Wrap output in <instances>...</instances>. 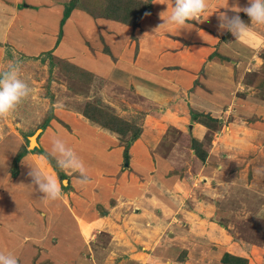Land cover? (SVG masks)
Instances as JSON below:
<instances>
[{
    "label": "rangeland",
    "instance_id": "1",
    "mask_svg": "<svg viewBox=\"0 0 264 264\" xmlns=\"http://www.w3.org/2000/svg\"><path fill=\"white\" fill-rule=\"evenodd\" d=\"M3 1L6 3V0H0L2 4ZM36 1L37 0H34V2ZM233 1L234 0H231V3H233ZM236 1L239 5L240 2L241 5H246L245 2L247 0ZM12 2L14 3V0ZM2 4H0L1 10L5 11V9H10L8 6ZM13 5H15L14 8L18 10L22 7L30 10H36L40 7L38 5L25 3H14ZM152 6V12L147 13L149 15L141 20L145 35V37L143 36L144 53H152L158 45V43H150L151 38L148 36L151 34L153 35L161 32L160 38L163 45L158 50V56H160L168 52L173 53L175 50L174 47H177V44L175 45L173 43L176 42L174 41L176 37L172 35L173 33L180 37L182 35H180L181 32L187 37H191L194 33H197V35L200 36H196L198 38L193 39L196 42L192 39L190 41L187 40V37L181 40H183L184 45H191L192 42L193 44H200V47H196L195 49L202 50L201 52L205 56L207 66L211 69L217 67L219 70L216 73V75L219 76L210 75L211 85L217 89L215 92H220V90L227 92V99L221 104H216L217 111L215 110L213 112V117H217L215 118L216 120L208 118L212 116L211 114L203 113L204 119L211 127L207 128L205 126V131L207 132H205V139L203 140L202 146L205 149L206 156H204L203 160L199 159L201 164L198 161V164H195L196 160L194 162L193 155H188L189 150H184L185 156L183 160L173 155V157L181 159L180 162L183 163L184 169L186 165L190 163L186 176L180 180L182 183H178L180 185L178 188L179 190H175L173 193H164V190L160 186L159 188L152 186V193H148L151 195L150 199L157 198L159 194L164 196L167 205L170 206V208L171 206L173 207V209L170 210L171 217L169 218V222L179 224L181 230L186 234L191 228L196 227V225H202L200 226L202 232L198 238L200 244L206 243L208 239L202 229L203 225L214 222L215 224L212 223V225H209L212 226V228L215 227L214 232L216 233L210 231V237H216V234L225 237L226 235L223 234V232H225L229 239L238 244L229 246L236 247V249L240 247V249H242V255H245L243 257H246L251 264H264V114L260 112L261 109H255V105L264 107V104L259 103L260 100L264 102V72L260 71L259 66V63L260 65L262 63L261 66L264 65V61L262 58L260 59V56L264 53V3L257 5L260 11L258 10V12L252 13L250 17L243 16L241 18L239 14L243 12H233L227 0H152ZM164 6H166V9ZM90 9L93 8L90 7ZM184 9L187 13L194 14V18L186 17ZM165 11L172 19V22H168V25L165 16H163ZM93 12L96 14L102 13L96 10ZM227 14L230 15V18L226 20ZM5 18H7V14L4 13L0 21V36L3 35L2 32L5 28ZM29 18L30 17L25 15L22 16L24 23H26ZM31 18L32 22L36 23L34 15H31ZM81 18L82 16L79 14L74 16V19L70 21L67 28L68 33L71 31L73 25L77 26L76 21H79ZM243 18L245 19V24H241L240 27H237ZM145 19L153 20L146 21ZM211 21L213 24H211ZM234 21H236L235 24L233 23ZM182 22H185L186 25ZM174 26L177 27L176 31ZM140 29L142 30V28ZM137 30H139V28ZM168 30H172L173 33ZM248 32H251L252 35ZM62 35L63 30L61 32V36ZM259 35V42H257L255 39ZM133 38L134 37H132V39ZM165 42L167 44H164ZM132 43L134 44V49L137 51V41L135 38ZM241 43L243 46L240 45ZM57 45L58 43L56 42L55 46ZM203 45H208L210 48L208 49ZM55 46L54 49L47 48L33 54H24L25 56H19V54H21L19 53L18 55L12 54L11 57L10 50L6 52L7 56H10H8L10 63L8 62L7 69L9 73H13H10L11 76L8 78H14V83L11 81L13 84L11 87L17 84L24 87L20 89V96L22 95L24 98H20H23L24 112L30 115H27L21 121L18 120L19 126H16V131H10V126L6 128V123H4L5 116L1 117V106L2 103L9 104V101L6 92V102H3L2 94L6 91L4 88L5 84H3L0 88V161L7 163L8 166L7 171L9 178L6 183V193H9V195H15L16 189L18 190L17 193H25L26 191L24 189L35 191L36 193H53L50 184L53 187L54 183L52 179L54 177H51L49 172L40 169L35 168L37 171L39 170V172L34 171V178H39H36V184L34 182L35 179L32 178L29 173L27 174L29 176L26 177V174H24V178L20 180L22 187L21 184L19 186L20 182L18 180L10 179L19 175L22 163L26 164L25 168L27 165H30V156H26L27 158L25 157L26 159L24 158L25 160H23L22 163L21 159L17 164L18 174L13 177L10 173L12 170L13 158L16 153L25 148L32 150V147H29V137L40 129V126L48 117L51 118L50 120L54 119L55 125H59V129H56L54 134L51 131H45L44 139V144L47 146L48 150L50 148L56 149L55 153L49 150L51 158L54 159H51L54 168L45 155L36 152L32 154L36 155L34 159L38 163L47 162L55 171L60 169L62 164L60 158H57L55 154L61 155L65 153L66 160L71 158L70 164L74 168H81L83 166H92L96 168L101 162L99 154L101 155V153H103V151L100 152L104 149L100 148L102 147V142H104L105 147L109 149L124 147L123 151L127 149L128 153V148L133 140V138H131V133L138 127L140 128L138 135L139 139L137 138L135 142L146 143L145 141L151 140L152 142L149 144V148H152L155 144H160L161 138L163 137H166L165 139H171V135H173L172 130L176 129L178 131L177 133H181V131L185 132V127L188 126V123H194L193 120L195 119L191 117L192 106L190 104V96L192 95L190 90L192 89L189 88L190 90H186L182 87H177L176 92L172 93L169 91L170 96L167 99L155 100L146 104H142V101L145 103V100H143L140 95L123 92L121 95L124 97H120V101L117 102L114 98H106L105 96V94L108 95L110 93L106 85L107 77L103 79L97 78L92 73L83 72L74 68L76 66H71V62L65 57L59 56L57 58L53 55ZM189 47L193 48V46ZM239 47L242 48V52ZM176 49L179 50V48ZM103 50L107 52V47L105 45L103 46ZM72 51H75V49ZM235 52H237V54L234 56L233 53ZM250 56H253V59H250ZM77 58L80 63L87 64L96 69L98 68L97 64L87 58H83L82 55L77 56ZM244 62H246L245 67H243ZM227 67L230 69H227ZM100 73H104L102 68L100 69ZM4 75L5 73L2 76ZM119 78L121 82L127 84L126 77L125 79L121 75ZM198 78L199 77H197L195 81V85L199 83ZM204 78H200L202 83ZM229 79L230 84L228 83ZM2 82L3 80L0 81V83ZM11 82H9L7 86ZM204 83L203 85H206ZM124 85V83H121L122 87ZM223 87L224 89H220ZM15 99H17V97ZM86 101L99 107L101 111H103L102 114L110 113V116L111 114L114 115L107 110V108L111 107L115 113L117 111L120 114L128 115L123 116V118L129 125H132L130 132L119 134L109 129L108 126L105 127L94 122L106 130H110L108 132L113 136V140H111L113 142H106L110 137H106L102 131H100L101 134L98 131L99 128L97 129L90 121L86 120L79 110ZM193 101L198 103V101L201 100L196 96ZM11 115L12 114H9L7 120L12 118ZM62 116L69 121V124ZM104 117L107 118L108 116ZM105 121L111 127H115V125L121 126L119 123L113 122L112 118H110L109 121L107 119L103 122ZM70 124L75 131L74 134L72 133ZM60 130H62L63 133H58ZM71 133L74 135L72 142L71 140L68 141L65 139L66 136ZM41 135H43L42 131L38 133V137ZM77 135L80 136L78 137ZM183 138L184 139L178 140V142L184 147H188L185 145V135ZM93 145L97 146L98 155H94L96 151ZM37 146H40L43 151H46L40 144L37 143ZM139 156L140 158L142 156L141 159L149 168L157 166L158 160L155 154L148 149V146L144 154H140ZM104 160L105 163L103 162L101 167L108 173L109 169H111L110 158L105 157ZM123 160H125L124 155ZM211 166L213 167L210 168ZM183 167L172 168L173 170H168L171 168H166L165 171L167 172L164 176L174 173L177 174V176L180 175L179 178L183 177L182 174L185 171H179ZM67 169L66 167V170ZM120 169L119 177L121 178L126 179V177L134 174L131 173V166H126V163L125 165H120ZM69 170L71 169H68V171ZM73 172L76 174H73L71 171L69 172L73 177H82L79 169ZM138 177L144 180L141 174H139ZM175 179H177V177L171 180L173 184L174 182L177 183ZM67 185L68 182L66 180L63 181V185L59 187L57 185L56 193H68ZM175 187L176 185L174 188ZM105 188L106 187L103 189ZM113 189L115 188L113 187ZM134 189L138 191L137 188ZM23 195L25 206H35V202L31 200V196H35V194H30L29 198L27 194ZM27 199L29 201H27ZM31 219L26 216L23 226L24 232L29 233L30 229L33 228L34 234H39L41 232L48 233V230H43L48 228L46 221L38 219L35 221L36 225L31 226L33 222ZM0 228H2L0 229L1 264L3 261L2 257L3 259L5 258V255L2 254L3 245L9 242L5 243V240H2V235L4 236L6 231H3L4 229L2 226H0ZM97 236L101 239L100 244L105 246L107 244V235L101 233ZM39 237L41 236H37V239ZM225 244L228 246V241H225ZM175 245V251H177L175 260L177 264H183L186 261V257H188V251L185 249V246L179 243ZM181 246H183V248H179ZM137 250L142 251L138 246ZM153 250L154 247L151 248V246H146L142 252L152 254V252H154ZM180 250L182 251L179 252ZM59 255L62 257L63 253ZM100 256L101 258L104 257L103 254H100ZM222 256L223 253L219 258ZM9 259L10 262L8 264H19L18 261H13L12 258ZM27 263L28 262H22V264ZM32 264L34 263L32 262Z\"/></svg>",
    "mask_w": 264,
    "mask_h": 264
},
{
    "label": "crops",
    "instance_id": "2",
    "mask_svg": "<svg viewBox=\"0 0 264 264\" xmlns=\"http://www.w3.org/2000/svg\"><path fill=\"white\" fill-rule=\"evenodd\" d=\"M12 1L6 0V3L3 1V4L0 2V4L10 8L8 10L5 9V11L0 9V21L4 13L7 14L5 28L2 32L3 35L0 36V81L3 80L0 83V88L5 84L4 88L6 91L2 94L3 102H6V92L9 101V104L2 103L1 117L5 116L4 123H6V128L10 126V131L13 132L17 130L16 126H19L18 120L21 121L24 117L30 115L24 112V97L22 95L20 96V89L24 87L19 84L11 87L13 85L12 82L14 83V78H8L13 73L10 72V74L8 72L7 68L10 59L6 52L10 50L12 57V54L18 55L21 53L19 56H25L24 54H33L47 48L54 49L58 38L59 22L63 15V3L68 2V0H37L36 2L34 0H14L15 4L25 3L40 6L36 10L23 7L18 10L14 8L15 5H13L14 3ZM227 2L230 3L233 12L250 13L257 5L264 3V0H247L245 2L246 5H241V2L239 5L236 0L233 3H231V0H227ZM164 8L166 9V6ZM185 12L186 17L194 18V14H189L186 10ZM76 14L82 16L85 21L82 18L79 21L77 20V26H74L72 23V29L68 33L67 28L69 23L74 19ZM23 15L30 17L26 23L22 20ZM31 15H34L36 18V23L32 22ZM147 15L149 14L145 13L142 15L139 26L131 27L102 17L92 18V16L83 10L75 8L62 25L63 35L59 39L58 45L55 46L53 55L57 58L59 56L65 57L72 65L94 74L97 78L103 79L107 77L106 85L111 94L109 93L110 96L109 94H105L106 98L111 97L119 102L120 97L123 96L121 93L127 92L128 94L140 95L145 100V103L142 101V104H146L155 100L167 99L170 96V92H176L177 87H182L186 90L192 89L190 90L192 94H190L192 110L200 113H209L212 115H210L212 118H217L213 117V112L215 110L217 111L216 104H221L227 99V92L223 90L215 92L217 89L211 85L210 75L219 76L216 75L219 71L217 67L215 66V69H211L207 66L205 56L201 52L202 50L195 49L196 47H200V44H193L192 42L191 45H184L181 39L187 36L181 32L180 35H182L180 37L173 33L172 30L168 31L173 33L172 35L176 37L174 41L177 42H173L175 45L177 44V47H174L175 50L173 53L168 52L167 54L169 55L162 54L158 56V50L163 45L160 38L161 32L148 36L151 38V44L158 43V45L152 53H144L143 36L145 37V35L141 20ZM163 16H165L167 25L168 22H172L171 17L166 11ZM227 18H230L229 14H227L226 20ZM152 20L149 19L146 21ZM242 21L237 27L245 24L244 18ZM182 23L186 25L185 22ZM211 24H213L212 21ZM138 28L139 30H137ZM174 28L176 31L177 27L174 26ZM196 36L200 35L194 33L191 36L192 38L188 36L186 39L189 41L191 39H197L198 37ZM132 37L137 41V51L134 49V44L132 43L134 38L132 39ZM259 37L260 35L255 39L257 42H259ZM193 41L196 42L195 40ZM242 43L240 44L241 46L244 44ZM164 44L167 43L165 42ZM104 45L107 47V52L103 50ZM189 46H193V48ZM203 46L208 49L210 48L208 45ZM176 48H179V50ZM73 49L76 52L72 51ZM239 49L242 52V48L239 47ZM233 54L235 56L237 52ZM80 55L97 64L98 68L96 69L95 67L80 63L77 58ZM250 59H253V56H250ZM261 65L259 63L260 71L262 72L263 66ZM245 66L246 62H244L243 67ZM101 68L104 70V73H100ZM227 69L230 68L227 67ZM4 73L5 75L2 76ZM118 75H122L123 78L126 77L127 84L121 82ZM197 77H199V83L195 85ZM201 77L204 78L203 83L205 82L204 84L206 85H203L200 81ZM9 82L11 83L7 86ZM121 83L125 85L122 87ZM228 83L230 84V79ZM220 89H224V87ZM196 96L201 100L198 103L193 101ZM16 97L17 99H15ZM259 103L264 104L261 100ZM83 106L84 104L79 109L80 112ZM255 109H261L260 112L264 114V107L255 105ZM107 110L121 118L128 116L120 114L117 111L115 113L111 107L107 108ZM9 114H12V118L7 120ZM85 119L90 121L86 117ZM53 120H50L49 125L42 130L43 135L39 136L37 138L38 140L36 139L37 143L48 153L50 152L49 150L55 153L56 150L55 148L48 150L44 144L45 131H51L54 134V131L59 129V125H55ZM64 120L69 124L67 119L64 118ZM123 120L125 119L123 118ZM90 122L97 129L99 128V132L102 131L106 137H110L106 142L113 140V136L108 132L110 130H106L92 121ZM193 122L188 123V126L185 127V132L181 131V133H177L178 131L176 129L172 130L173 135H171V139H165L166 137H163L161 138L160 144H155L152 148H149V144L152 142L151 140L145 141L146 143L135 142L137 139L132 140L128 148L129 158L127 160H123L124 147L109 149L102 142V147L100 148L104 149L100 151H103L100 155L96 149L97 146L93 145L96 151L94 155L99 154V158H101V162L96 168L92 166L74 168L70 164L71 158L66 160L65 153L61 155L55 154L57 158H60V162L62 163L59 173L66 176L65 180L68 182V193H56V186L63 185V179H59V174L47 162L38 163L34 159L36 155L29 152L27 153L29 154L27 157L30 156V165H27L25 168L26 164L22 163L19 175L10 179L18 180L20 182L19 186L21 184L22 187L20 180L24 178L23 175L26 174L27 177L29 173L34 178L36 169H40L49 172L51 177H54L52 179L54 183L53 187L50 184L53 193H36L35 191H28L27 189L24 190L28 193L25 191V193H17L18 190L16 189L15 195H9V193H6V183L9 178L8 166L7 163L0 161V226L3 227V231H6L4 236L2 235V240H5V243L9 242L3 245L2 254L5 255V258L3 259L2 257L3 261L1 264H8L10 262L9 258H12L13 261H18L19 264H22V262H28L27 264H32V262L34 264H177L175 260V254L177 252L175 251V244L177 243L185 246V249L188 251V257H186V261L183 264H224L221 262V258H219L222 253H230L241 257L245 256L242 255V249L240 247L236 249V247L229 246L238 244L229 239L225 232H223L226 235L225 237H221L218 234H216L218 237L209 236L210 231H215V227L212 228L210 226L212 223L215 224L214 222L203 225L202 229L208 239L206 243L200 244L198 238L202 232L200 227L202 225H196V227L191 228L186 234L181 230L179 224L169 222V218L171 217L170 210L173 207L171 206L170 208L167 205L164 196L159 194L157 198L150 199L151 195L148 194L152 193V186H156V188L160 186L164 190V193H173V191L179 190L180 185L178 183H182L180 180L186 176L187 170L190 167V163H188L184 169L183 163L180 162L181 159H184V150H189L188 155H193L194 162L196 160L195 164H198V162L201 164V161L197 158L195 151L191 147V139L195 138L200 143H203L205 132L207 131H205V126L199 120H193ZM71 130L74 134L73 127ZM58 133H63V131L60 130ZM72 133L67 135L65 139L68 141L71 140L72 142L74 136ZM183 133H186L187 136ZM184 135L186 137L185 145L188 147H184L178 142V140L184 139ZM77 136L79 137L80 135ZM147 146L158 160L156 167L149 168L141 159L142 156L141 158L139 156L140 154H144ZM173 155L181 159L173 157ZM105 157L110 158L111 169H109L108 173L101 167L103 162L105 163ZM125 163L126 166H131V173H134L126 177V179L119 177L120 165H125ZM66 167L71 170H66ZM179 167H183L179 171H185L182 174L183 177L179 178L180 175L177 176L174 173L164 176L167 172L165 171L166 168L173 170L172 168ZM77 169L81 171V178L73 177L69 173L71 171L73 174H76L73 171ZM139 174L142 175L144 180L138 177ZM175 177H177L175 179L177 183L174 182L173 184L171 180ZM36 178H34L35 184ZM175 185L176 187L174 188ZM104 187L106 188L103 189ZM134 188H137L138 191H135ZM23 194H27L28 198L30 194H35V196H31V200L35 202V206H25ZM27 201L29 200L27 199ZM26 216L30 219L32 218L31 220L33 222L31 226H35V221L38 219L46 221L48 228L43 230H48V233L41 232L34 234L33 228L30 229L29 233L24 232L23 226ZM101 233L107 235V244L105 246L100 244L101 239L97 236ZM37 236L41 237L37 239ZM225 241H228V246H226ZM137 246L142 251L146 246L154 247V252L152 254H146L137 250ZM183 246L179 248H183ZM62 253L63 256L61 257L59 254ZM100 254H103L104 257L101 258ZM248 264H251V262L248 261Z\"/></svg>",
    "mask_w": 264,
    "mask_h": 264
},
{
    "label": "trees",
    "instance_id": "3",
    "mask_svg": "<svg viewBox=\"0 0 264 264\" xmlns=\"http://www.w3.org/2000/svg\"><path fill=\"white\" fill-rule=\"evenodd\" d=\"M82 1H84V0H69L68 2L63 4L64 9H63V15H62L60 22H59V33H58V38L56 41L57 43L59 42V39L61 37L62 25L64 24L65 20L70 15L71 11L75 8L83 10L84 12H86L87 14H89L90 16H92L94 18L102 17V18H106V19H110V20L120 22L122 24L129 25L131 27H137L139 25V21H140L142 15L145 13H151L152 7H153L152 6V0H85L84 2H82ZM90 7L93 8L94 10L90 9ZM95 10L101 11L102 13L96 14L93 12ZM258 10L260 11V8L256 7L250 13H240L239 14L240 18L243 16L250 17L252 13H254V12L256 13V12H258ZM233 23L235 24L236 21H234ZM260 57L264 61V53H262V56H260ZM69 64H68V66H69ZM70 65L72 66V64H70ZM74 68H77V69L83 71V69L79 68L78 66H76ZM262 68L264 71V65ZM81 112L84 115V117H86L90 121L95 122V123H99L100 125H103L105 127L108 126L109 129H111V130H113L119 134H126L127 132H130V128H132L131 124L129 125L126 120H123L122 118H120L118 116H115L112 114L110 116L109 115L110 113L109 114L108 113L102 114L103 111H101V109L99 107H97L96 105H94L93 103H90L88 101L84 104ZM191 115H192L191 117L193 119L199 120V122H201L207 128L211 127L210 124L204 119L205 117H204L203 113L191 110ZM104 116H108V117L106 118ZM109 116H110V118H112L113 122H117L121 126L115 125V127H113V126L111 127L107 124L106 121H105L106 123L103 122L104 120H107V119L109 121V119H110ZM208 118L211 120H216L215 118H212V117H208ZM50 119L51 118L48 117V119H46V121L40 126V128L44 129L48 125ZM139 130H140V128L138 127L137 129L134 130L133 133H131V138H133V140L138 138ZM191 147L195 151L196 156L200 160H203L204 156H206V152L202 146V143H200L197 139L192 138L191 139ZM29 152H31V153L36 152V153H41V154L45 155V157H47V159H49V163L51 164V166L54 168V166L52 165V160H54V159L51 158V155L49 153H47L46 151H43V149H41L39 146L34 147L32 150H28L25 148V149L17 152L13 158V163L11 166L12 170L10 172L13 177H15L18 174L17 164H18L19 160L26 154L22 158V161H21V163H22L24 158L29 155V154H27ZM123 155H124L125 159L128 158L127 149H124ZM56 172H58L57 174H59L58 177L60 180L66 178V176L64 174L59 173V169ZM221 262H223L224 264H248V260L246 258L241 257V256L232 255L230 253H224L223 256L221 257Z\"/></svg>",
    "mask_w": 264,
    "mask_h": 264
},
{
    "label": "water",
    "instance_id": "4",
    "mask_svg": "<svg viewBox=\"0 0 264 264\" xmlns=\"http://www.w3.org/2000/svg\"><path fill=\"white\" fill-rule=\"evenodd\" d=\"M181 14L183 15L182 11H181ZM40 131H42L41 128L38 129L35 133H33V135H31L30 137L35 136V139H36V138L38 137V133H39ZM30 137H29V147H30V141H31V138H30ZM36 146H37V141H36L35 146H33L31 149H33V148L36 147ZM64 180H65V179L62 180V183H63Z\"/></svg>",
    "mask_w": 264,
    "mask_h": 264
},
{
    "label": "bare ground",
    "instance_id": "5",
    "mask_svg": "<svg viewBox=\"0 0 264 264\" xmlns=\"http://www.w3.org/2000/svg\"><path fill=\"white\" fill-rule=\"evenodd\" d=\"M31 138V141H30V146L31 147H33V146H35V144H36V139H35V136H33V137H30Z\"/></svg>",
    "mask_w": 264,
    "mask_h": 264
}]
</instances>
